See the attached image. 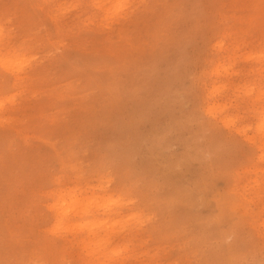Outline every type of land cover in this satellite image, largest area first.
I'll return each mask as SVG.
<instances>
[{
  "label": "rangeland",
  "instance_id": "1",
  "mask_svg": "<svg viewBox=\"0 0 264 264\" xmlns=\"http://www.w3.org/2000/svg\"><path fill=\"white\" fill-rule=\"evenodd\" d=\"M0 102V264H264V0H0Z\"/></svg>",
  "mask_w": 264,
  "mask_h": 264
},
{
  "label": "bare ground",
  "instance_id": "2",
  "mask_svg": "<svg viewBox=\"0 0 264 264\" xmlns=\"http://www.w3.org/2000/svg\"><path fill=\"white\" fill-rule=\"evenodd\" d=\"M3 106V103L0 102V108ZM220 108V109H219ZM208 113H211V115H216L217 113H220L222 110H224V107L221 105H215L211 102L208 105ZM229 122V121H227ZM261 129H264V122L262 125H260ZM253 139V138H250ZM262 149H264V144L261 146ZM72 192V191H71ZM71 195L70 191L60 196V201L54 205H52L51 208H56V211L58 212L60 219L68 220L72 216H75L76 218L74 220L68 221L64 223L65 228L68 232L74 230H89V233L92 234L91 236L86 238H81L80 242H82L87 248L93 249V245L97 246L102 243L101 239V231L96 230L97 228L101 227L102 224H106L107 222H98V221H86L84 219V215L89 211L90 203H86L84 199L76 198L74 195H71L73 199H71L70 202H66L67 197ZM112 204L116 203L117 201H112V199H108ZM94 203V202H93ZM58 205H61L63 209L59 211L60 209L57 208ZM194 205V204H193ZM192 205V206H193ZM223 208L229 206L227 201L222 203ZM70 216V217H68ZM121 224V220H115L114 223L111 225L113 228H115L117 225ZM80 264H85L84 262H81ZM92 264H95L94 262Z\"/></svg>",
  "mask_w": 264,
  "mask_h": 264
}]
</instances>
